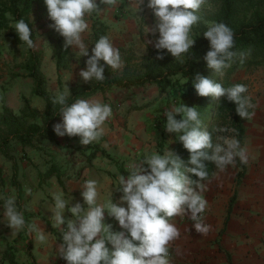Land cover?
Returning a JSON list of instances; mask_svg holds the SVG:
<instances>
[{"label": "clouds", "instance_id": "1", "mask_svg": "<svg viewBox=\"0 0 264 264\" xmlns=\"http://www.w3.org/2000/svg\"><path fill=\"white\" fill-rule=\"evenodd\" d=\"M206 2L148 0L147 7L152 10L156 22L151 28L146 26L145 35L158 32L159 36L154 42L145 40L144 52L151 43L157 50H167L175 59L187 53L195 43L190 33L200 20L197 13ZM117 3L118 0H99V4L97 0H44L48 17L53 21L49 27L63 37L64 48L74 47L80 57H88L86 68L79 72L85 83L93 79L104 81V65L112 70L123 67L120 51L108 36L98 39L90 56L82 38L89 28L86 16L93 12L103 13L105 9L100 5L116 6ZM141 4L143 0H137L138 12L142 11ZM14 27L19 40L35 49L29 24L19 19ZM203 36L210 44V50L204 56L206 65L216 74H222L237 55L231 51L235 43L234 32L224 23H212ZM244 56V53L240 54L241 62ZM156 59H163V55H157ZM192 86L200 97H212L217 102L226 97L236 105L235 111L241 119L255 116L249 109L256 105L250 97L243 95L247 92L246 85L225 88L221 83L197 74ZM70 95L65 84V90L52 101L61 106L59 114L62 117L61 122L53 126V131L61 137L78 136L85 146L98 141L104 135L105 121L113 114L111 106L95 99H76L69 104ZM164 115V130L178 136L176 139L190 154L187 163L191 166H186L181 157L167 147L163 155L152 152L139 163H130L127 177L119 175L118 184L110 190L105 203H98L100 193L95 179L86 180L82 186L81 196L86 207L79 202L71 204L73 198L70 196V201L64 199L62 190L54 193L52 218L62 236L54 256L67 264H170V245L181 235L174 217H187L197 233L208 235L211 225L203 216L208 207L203 195L207 190L204 182H211L208 162L220 171L235 166L237 158L246 164L247 149L241 147L236 138L214 144L212 133L202 125L197 106H186L181 102ZM219 131L235 132V129ZM170 141L169 144L173 142ZM112 191L121 194L118 202H113ZM30 192L26 189L27 194ZM3 199L6 224L18 234L26 227L24 214L17 210L14 196ZM66 210L71 214L70 219L64 217ZM105 212L118 222L120 231H112V225L105 223ZM27 231L29 236L35 231L41 243L48 241V233L37 224L27 225ZM106 245H111V250Z\"/></svg>", "mask_w": 264, "mask_h": 264}, {"label": "crops", "instance_id": "2", "mask_svg": "<svg viewBox=\"0 0 264 264\" xmlns=\"http://www.w3.org/2000/svg\"><path fill=\"white\" fill-rule=\"evenodd\" d=\"M247 96L256 105L254 109H249L255 112V116L243 119L244 139L241 147L247 149L248 162L242 164L237 158L235 166H228L224 171L215 168L211 182H204L207 190L203 195L208 201L204 217L205 222L211 225L208 235L197 233L188 224L190 220L187 217L174 218L181 235L172 243L174 250L170 251V264H264V81L254 84L251 90L249 86ZM93 99L103 104L108 102L101 92L89 96L87 100ZM141 117L142 114L128 115L127 125L123 129L118 128L115 120L122 121L123 115L107 119L103 125L104 135L89 144L95 145L98 151L94 157L88 158L86 164L83 159L67 165L59 160V153L48 152L52 158L55 157L53 160L50 157L48 162L35 160L27 172L19 173L16 182L20 185V197L17 202L15 194V202L27 206L32 218L18 234L7 226L6 220L0 222V264H10L6 259L7 253L14 255V260L21 264H29V259H33L35 264H60L59 256H54L57 245L62 242L61 233L54 227L52 218L55 190H62L65 195L71 196V204L79 202L84 205L79 181H86L85 174L89 176L90 172L91 179L98 182V203H104L110 190L118 184V171L128 172V165L135 163L138 152L140 155L151 152L152 143L143 129ZM61 119L60 115L53 126ZM73 137L55 134L51 140L74 145L76 139ZM54 163L59 166L58 169L53 167ZM69 170L71 173L68 174ZM124 176L127 177V174ZM26 189L31 190L30 194L26 193ZM120 195L112 191L114 203L119 201ZM232 197L233 203L228 213ZM64 217L70 219L71 214L66 210ZM42 221L46 222V226L40 224ZM29 224L42 227L48 233V241L39 242L35 231L29 236Z\"/></svg>", "mask_w": 264, "mask_h": 264}, {"label": "rangeland", "instance_id": "3", "mask_svg": "<svg viewBox=\"0 0 264 264\" xmlns=\"http://www.w3.org/2000/svg\"><path fill=\"white\" fill-rule=\"evenodd\" d=\"M97 3L99 4V0H97ZM136 3L137 0H118L116 6L100 5L101 8L105 9L103 13L98 14L93 12L86 16L89 28L82 34V38L84 43L88 45L89 56L92 54L91 50L93 48L92 24L93 22H98L105 26V35L112 40L115 47L132 53V63L139 64L142 62V59L147 55L148 50L154 48L153 44L150 43L147 45L144 52L146 46L145 40L154 42L158 39L159 34L157 32L155 35H145L146 26L151 28L155 24L156 18L153 15L152 10L147 7L148 0H143V4L140 5L142 8V11L140 12L137 10ZM216 8L217 7L209 1L201 7L197 13L200 20L193 26L190 33L193 39L196 32L203 33L212 24L209 18L214 14ZM6 18L7 25L15 31L14 26L16 22L13 21L9 14L6 15ZM28 18L32 23V29L34 30L33 41L36 44V47L33 50L36 51L39 56V72L44 79V88L47 93L54 99L58 93L65 90V84L69 88V91L75 86L85 85L86 83L79 76V72L86 68L85 61L88 57H80L76 48L69 47V51L63 63L64 65L59 70L55 67L56 41L59 34L53 28L49 27L53 21L48 17L47 8L44 2L39 6H33ZM7 32L8 30L5 28L0 29V117L4 113L3 109L5 108L11 110L16 116H19L18 114L21 112L22 108H24V103L27 102L31 110H34L35 114H37L36 121L39 122L45 104L42 98L33 94V82L28 77V73L25 70L24 65L28 58L27 47L22 44L16 45L11 43L6 36ZM246 61L247 59H243L242 65L239 68L234 69L229 75L222 71V74H219V77L224 74V78L231 81H246L247 86H250V90L253 89L254 84L259 81H264V67L251 66L248 65ZM122 68L119 70L110 69L112 74H120ZM178 81L179 83H176L173 88H168L163 94H160L158 88L153 84H147L143 87H131L128 89L112 87L107 91L101 92L104 100L108 101L105 103L112 108L113 114L111 118L116 117V115H123L122 121L115 119L118 128L123 129V127H126V118L128 115L142 114L141 119L143 122V129L146 132L148 139L150 138L151 140L152 149L150 153L144 155H140L138 152L139 155L135 156V163H139L152 152L163 155L167 147L172 150L178 141V136L176 137L175 134L167 133L164 130V124L166 123L165 112L180 105V84L184 83V80L179 78ZM88 98L89 96L81 97L79 99ZM176 118L180 119L179 116ZM27 120L28 123L33 121L31 118H28ZM73 138L76 139L74 145H70L68 142H52V138H36L32 141V144L27 145L26 148H21L15 141L11 142L9 145V152L11 156H13L14 161L7 160L0 154L1 223L6 220L4 215L5 201L3 197H11L16 194V188L11 184L12 174L14 172L13 164L15 163V179H17V181L19 180V173L22 171L27 172V168L30 164H34L33 162H36L35 160L45 162L49 157L53 160L55 157L52 158L51 154L48 152L59 153V160L67 165L83 159L86 164L88 158L93 153V148H96V146L82 145L78 136H74ZM217 138V143L223 144L226 139L234 137L227 131H218ZM170 140L173 141L171 144H169L171 142ZM33 155H37V157L35 158ZM51 160H49V162H51ZM118 162L119 161L116 163ZM53 165L55 169H58V165L55 163ZM145 167L147 166L145 165ZM118 172L119 175L128 174L127 171L124 173L120 171ZM69 173H71L70 170L68 171V174ZM90 174V172L89 176L88 173L85 174L87 180L91 179ZM84 182L83 179L80 180L79 185L82 187ZM67 190L69 189L67 188ZM55 191L59 192L57 189ZM64 199L70 201L71 198L64 194ZM106 199L107 198H105L104 203L106 202ZM16 207L17 210H23L22 213L24 214L25 221L30 222L29 219L32 217L28 213V207L17 204ZM204 215L205 214L203 213V216ZM174 218L173 221L175 222ZM105 223L111 224V230L114 232L121 230L118 222L114 218L109 217L107 212L105 215ZM40 224L46 226L45 221L40 222ZM188 224L193 226L192 221H189ZM7 245L8 244H6V246ZM106 246L111 250V245ZM170 246V251H173L174 247L172 244ZM29 261L31 262L30 259Z\"/></svg>", "mask_w": 264, "mask_h": 264}, {"label": "trees", "instance_id": "4", "mask_svg": "<svg viewBox=\"0 0 264 264\" xmlns=\"http://www.w3.org/2000/svg\"><path fill=\"white\" fill-rule=\"evenodd\" d=\"M214 4L217 8L214 14L209 18L212 23H224L234 32V47L231 51L237 55L230 61V67L222 71L229 75L234 69L242 65L240 54L244 53L243 59H247L246 63L251 66L264 67V0H207ZM44 0H0V29L8 30L6 36L8 40L16 45H27L19 40L17 33L7 25L6 15L9 14L13 21L17 22L23 19L32 28L29 21V14L33 6H39ZM105 26L98 22L92 24V45L98 41L101 36H105ZM206 31V30H205ZM34 40V30L32 29V37ZM195 43L193 47L180 58L175 59L167 50H157L150 48L142 62L132 63L133 55L128 51L119 49L123 68L120 74H112L111 69L104 65L105 80L100 82L95 79L89 81L85 85L75 86L70 90L68 103L71 104L76 99L88 97L97 92H104L112 87L131 88L143 87L147 84L155 85L160 94H163L168 88H173L178 79L184 80L180 84L179 100L186 106H197L200 113L202 125L212 133L213 143H217V133L223 129H235L227 131L231 136L239 140L240 145L244 139L243 119H241L236 111V105L222 97L219 102L212 97H200L196 94L192 84L194 77L200 74L204 77L212 79L216 83H221L225 88L235 84H243L247 86L246 81L229 80L223 76L219 77L212 69H209L204 60V56L210 50L209 41L204 38L203 33L195 34ZM69 48L65 49L63 37L58 36L55 51V67L59 70L64 64ZM28 58L25 63V70L28 77L33 82V94L42 98L45 107L40 115L39 122L36 121L37 114L24 103V108L16 116L11 110L3 109L4 113L0 117V154L7 160L14 161L13 156L9 152L11 142H17L21 148L31 145L36 138L54 137L53 123L60 117V105L53 104V98L44 88V79L39 72V56L36 51L27 47ZM157 55H163V59H156ZM104 64L103 61H100ZM187 82V83H185ZM248 90V86H247ZM243 95L247 96V92ZM26 113V115H25ZM22 116V117H21ZM28 118L33 119L28 123ZM98 150L95 148L89 158L94 157ZM177 155L188 165L189 152L184 149L181 142L177 141L172 148ZM14 172L12 174L11 184L16 188L17 202L20 197V186L16 182L15 163L13 164ZM216 166L208 162L209 176L211 177ZM195 178V177H193ZM230 199L227 212L233 203ZM227 220V218H226ZM6 259L10 264H21L14 260V255L6 254ZM32 259V258H31ZM29 264H35L32 259Z\"/></svg>", "mask_w": 264, "mask_h": 264}, {"label": "built area", "instance_id": "5", "mask_svg": "<svg viewBox=\"0 0 264 264\" xmlns=\"http://www.w3.org/2000/svg\"><path fill=\"white\" fill-rule=\"evenodd\" d=\"M58 259H59L60 264H67V262L63 260L62 258L59 257ZM176 264H181V263H176Z\"/></svg>", "mask_w": 264, "mask_h": 264}]
</instances>
